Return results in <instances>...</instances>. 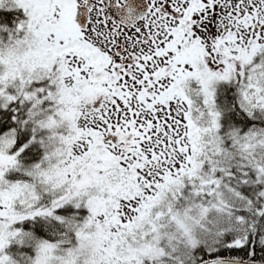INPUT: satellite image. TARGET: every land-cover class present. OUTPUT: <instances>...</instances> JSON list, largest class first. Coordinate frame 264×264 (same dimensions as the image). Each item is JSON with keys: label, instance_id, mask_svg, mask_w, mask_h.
<instances>
[{"label": "snow or ice", "instance_id": "6c2138e0", "mask_svg": "<svg viewBox=\"0 0 264 264\" xmlns=\"http://www.w3.org/2000/svg\"><path fill=\"white\" fill-rule=\"evenodd\" d=\"M0 264H264V0H0Z\"/></svg>", "mask_w": 264, "mask_h": 264}]
</instances>
